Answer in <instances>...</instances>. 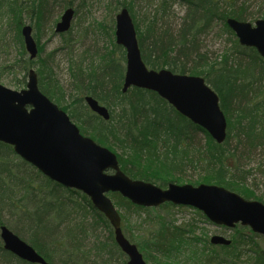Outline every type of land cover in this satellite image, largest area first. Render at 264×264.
<instances>
[{
    "label": "trees",
    "instance_id": "trees-1",
    "mask_svg": "<svg viewBox=\"0 0 264 264\" xmlns=\"http://www.w3.org/2000/svg\"><path fill=\"white\" fill-rule=\"evenodd\" d=\"M60 1L64 3V11L73 8L69 0ZM182 1L185 14L176 30L167 24L158 26L166 15L169 0H162L161 15L154 16L144 31L135 23L142 58L151 70L167 69L174 74L205 79L219 96L227 120L228 135L224 144L216 143L156 93L138 88L123 93L126 52L116 44L114 21L122 8L133 14L134 5L127 0L107 4L112 18L110 25L104 21L96 31L93 30L96 25L86 28L85 36L96 32L106 37V46L95 49L93 54L84 52L74 56V48L81 40L76 42L72 36L73 27L60 35L63 50L69 56L72 91L67 106L61 105L65 91L50 65L54 52L42 58L44 48L38 44L39 55L32 60L22 36L25 16L37 28L44 26L58 1L0 0V18H7L8 24L16 27L15 37L21 48L14 67L24 76L16 80V86L26 85L29 70L37 66L43 94L77 121L84 135L115 152L121 170L133 180L165 187L172 179L182 183L183 174L192 169L198 174V180L188 183L194 186L216 185L245 199L264 203V197H257L246 185V176L239 173L237 165L244 155L250 157L259 152L264 158V59L255 49L242 47L226 23L231 18L246 22L253 16L248 14L246 4L240 3L242 0ZM261 5L258 19H264V3ZM57 22L54 21V26ZM219 27L221 36L229 37V46L219 60H210L203 52L201 40ZM87 96L108 109V121L89 109L85 102ZM199 134L203 135V145L196 143ZM232 140L236 142L233 149L229 148ZM112 196L115 205L126 212H145L150 216L151 209L135 206L119 194ZM175 208L172 204L161 207L164 211ZM6 213L14 222L10 224L11 230L25 239L48 264H127L110 222L86 195L50 180L16 155L13 147L0 142V227L7 225L3 220ZM157 217L158 228L147 238L144 234L137 244L145 260L153 264H158L159 257L179 255L187 246H196L191 251L193 264H239L244 255H248L245 264H264V248L257 242V239L264 241V237L249 228L236 227L237 236L230 246L216 248L207 241L206 247L200 250L196 245L199 240L185 238L184 231L163 216ZM89 218L93 220L91 225L87 224ZM121 218L124 223L126 217ZM94 222L103 225L108 235L105 242L98 243L99 247L86 251L84 237L94 230ZM0 264L31 263L6 251L0 240Z\"/></svg>",
    "mask_w": 264,
    "mask_h": 264
},
{
    "label": "water",
    "instance_id": "water-1",
    "mask_svg": "<svg viewBox=\"0 0 264 264\" xmlns=\"http://www.w3.org/2000/svg\"><path fill=\"white\" fill-rule=\"evenodd\" d=\"M75 11L68 9L56 25V34L70 30ZM241 46L254 48L264 59V19L253 24L227 20ZM32 27L22 29L25 47L31 59L38 56ZM116 43L126 51V73L123 93L138 88L156 93L191 123L205 130L212 139L223 144L227 139V120L216 92L197 76L174 74L167 69L150 70L143 61L137 32L129 10L116 17ZM85 102L97 115L110 119L109 111L88 96ZM0 142L14 148L15 153L57 184L84 193L95 209L102 213L114 229L115 241L127 256V264H148L138 247L122 230V219L110 193H118L133 205L158 208L171 203L200 211L213 224L234 229L248 227L264 236V203L247 200L237 193L216 185L168 184L167 188L132 180L120 168L116 153L84 136L66 112L39 89L34 70L21 91L0 84ZM4 249L32 264H48L28 243L6 226L0 228ZM214 246H230L231 240L214 236Z\"/></svg>",
    "mask_w": 264,
    "mask_h": 264
},
{
    "label": "rangeland",
    "instance_id": "rangeland-1",
    "mask_svg": "<svg viewBox=\"0 0 264 264\" xmlns=\"http://www.w3.org/2000/svg\"><path fill=\"white\" fill-rule=\"evenodd\" d=\"M57 1L58 2L54 6V10L52 12L53 15L49 18V22L46 25L37 28L26 16L24 17V22L32 26L33 36L36 40V43L39 44L42 48H44L41 57L45 58L54 52L51 56L50 65L53 67L55 75L59 79L60 85L65 91V99L61 105L67 106L68 103L71 101L70 94L72 91L70 74L68 69L69 56H67L65 50H63L61 36L55 34L54 30V21L59 20L64 12V9H62L64 3L62 4L60 0ZM112 1L113 5H116L117 0H69V2L73 3V8L77 11V14L72 23V36L77 39L76 42L78 40H81L76 44V47L74 48V56L80 55L84 52L93 54L95 49H100L106 46L107 43L104 42L106 37L100 36L96 32L95 35L92 33H88L87 36H85L84 32L89 25H96L93 29L94 31H96L97 27H99L98 24L104 21L106 25L111 24L112 18L109 17V13L107 12L106 6ZM127 1L133 3L134 12L131 15L133 17L134 22L140 25V29L143 31L146 26L151 22L154 16H156L157 14L160 16L162 13L160 8L162 0ZM243 2L246 4L248 14L253 16L249 18V21L247 22L253 24L257 20H261L258 19L260 16H257V14L260 9V6H262L261 4L264 3V0H242L240 3ZM168 6L169 7L166 10V15H164V19L159 20L158 26L163 27L164 24H167L168 26H171L173 30H176L181 23V18L185 14V6L183 5L182 0H169ZM7 20V18H0V84L12 90H21L24 89L26 85H24L22 88H18L16 86V80L22 79L24 73H21L20 69L14 67L17 59L20 58L19 55L21 52V48L15 37L16 27L12 25L13 23L9 25V22H7ZM221 35L222 34L220 33L219 27L216 28L214 32L208 33L207 35L202 37L201 41L203 52H206L208 54L210 60H219L221 55L229 46V37L226 35ZM33 68L37 72L38 67L34 66ZM27 81L28 77H26V83ZM72 121L79 127V123L77 121ZM196 138V143L198 145L204 144L202 134L197 135ZM235 146L236 142L233 140L230 141L229 148L233 149ZM116 152L119 153V151ZM14 164L16 167L17 162H15ZM237 165L240 169L239 173L242 176H246V185L254 191L257 197H264V158L261 156V154L258 152L257 154H255V156L252 155L250 157L244 155L239 160V162H237ZM183 175L184 176L182 179V183L174 182L176 180L172 179L168 181V184L174 183L178 185H185L191 184L188 183L189 181L192 182L198 180V174L195 173L192 169H188L187 172ZM166 187L167 186L162 188ZM108 196L112 199L115 205V200L113 199V196L111 194H108ZM116 208L120 216L126 217V221L122 223L125 236L129 240H131L130 242L132 244L136 245L137 247L140 238L143 237L144 234L147 238L151 235L152 230L158 228L157 215L163 216V218H165L168 223L173 224V226H175L176 228H179L184 231L186 233L185 238L199 240L196 245L199 246L198 248L200 250H202L203 247H206V244L208 243L207 241H209L210 243L211 238L214 236H222L231 241L237 236L234 233L235 229H228L215 225L208 221L203 214H199L196 209L190 207H177L175 209H166V211L162 210L161 207L148 208L151 209L150 216L148 213L146 214L145 212H126V210L121 209L117 206ZM152 211H154V213ZM3 220L7 223L6 227L8 226L7 228L11 230L10 224H14V222H12L9 213L4 214ZM146 220H149V222ZM92 221L93 220L89 218L87 220V224L91 225ZM93 225L94 230L90 231L84 237L85 239L83 241V244L84 250L86 251H89L90 249L95 248L96 246L99 247L98 243L105 242L106 237L108 235L103 225H96L95 222ZM25 236L26 234L24 233L23 237L25 238ZM20 238L23 239L22 237ZM23 240L27 242L25 239ZM257 242L260 244V247L264 248L263 240L257 239ZM195 248L196 246L184 247V250L179 255L175 254L174 257L171 256L170 258L159 257L157 263L193 264L191 251H194ZM216 248H218V246H216ZM247 258L248 255H244L238 263L245 264V260ZM146 262L148 264H153L147 259Z\"/></svg>",
    "mask_w": 264,
    "mask_h": 264
}]
</instances>
